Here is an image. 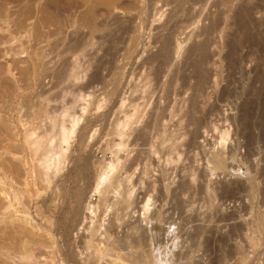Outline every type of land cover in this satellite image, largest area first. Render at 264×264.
Returning a JSON list of instances; mask_svg holds the SVG:
<instances>
[{"label":"rangeland","instance_id":"374dc122","mask_svg":"<svg viewBox=\"0 0 264 264\" xmlns=\"http://www.w3.org/2000/svg\"><path fill=\"white\" fill-rule=\"evenodd\" d=\"M260 1L261 0H251L247 3L250 5L256 3L258 6H252V9L255 10L253 11L249 5L251 12L245 9L247 11V13H245V10V12L238 11L240 10L238 8L241 7L242 0H0V45L6 44L5 46H0V105H3V107L0 106V115L2 119L8 121H3L0 117L2 120H0V134L7 135L5 140L10 139L7 141V145L11 143V147L13 146L12 142L18 140L11 148L13 149L11 152L16 156L21 155V158L27 159L28 161L20 168L21 173L24 171L25 177L27 178L23 177V179L21 177V179L24 180L21 183L22 185H13L10 187V189H18L20 191L22 196L20 193L19 194L22 200L25 201V206L20 204L21 207L19 206L17 211L15 210L11 213L12 219L11 217H7L5 221H0V235L3 237L5 233H9L10 237L6 240L10 245H14V249L12 246L13 251L19 252L23 243L27 244L29 247L33 246V248L34 246L41 247L47 240L52 244L51 242H53L52 240L54 238L49 237V234L52 233H55L54 237H56L59 245L74 247L75 249L83 239L81 233L86 234L85 230H83L85 226L99 223L98 221H102L104 218V225L106 223V226H109L107 222L110 221L111 223V221H113V219L115 220L118 216V219H116V226L118 229L113 232L111 239L117 237H124V239H127L131 234H134V232H132L134 230H130V227L133 225H136V227L138 225V228L142 227L140 229L141 231H153L156 234L155 248L157 249L159 247L160 250H163L161 251L162 254L157 256L160 258V260L158 259L157 261L160 262L159 264H264V225L260 227L261 224L258 223L260 221L259 217L264 214V1L261 3ZM130 15L134 17L133 29H136L130 32V34L134 36L137 34L135 36L137 37L136 51L133 48L134 46L131 45V40H129L131 39L130 36L127 33L124 34V32H121L118 28L123 22L121 21L122 17L123 20H125ZM113 18H120L119 23L114 21L115 19ZM237 18H239V20ZM92 22L95 23L93 24ZM107 22H109L111 26L108 25ZM101 23L104 25L103 27L106 26L105 24L109 27L103 28L101 27ZM98 24H100V30H97L98 32L95 33V36L91 35L90 29ZM108 31L113 32L115 35L113 36V34ZM116 32L118 33L117 35L120 36L124 34V36L122 35L119 37L116 35ZM120 32L121 34H119ZM79 33H81V35ZM108 34L111 35L110 37H113V40L114 37L117 36L118 38L115 37V39H117L118 42L117 40L113 41L110 39ZM108 37L109 40L107 39ZM122 37H124V40ZM5 38L9 39L5 40ZM78 38H82L83 41H85L83 43L84 48L76 55H73L70 46L73 45L72 43ZM166 38H171L170 41L174 43V46L177 43H182L183 51H181L180 55L175 56L173 61L176 63L184 59L185 53H188L186 51L188 50L187 48L193 43L203 41L204 39H206L205 41L208 43V57L203 66L207 64L204 67L206 68L204 70L208 71L205 72L207 73L205 77L208 76L206 78L208 82L206 81L207 83L205 84V93H207L206 95L207 97L209 96V99L207 98L208 101L205 100L206 104L200 103L202 104L201 108L204 112V125L200 128V137L195 139V147H187L188 149L184 146L180 147L179 151L181 154L179 153L178 156L175 153L173 160L175 162L172 161L168 166L164 161L165 157H159L160 159L155 157V163H152V165L149 164L148 166H145L146 164L144 163H146V160H144L142 165L134 172V179L123 180V185H120L117 192L112 191L108 194L109 200H114L115 202L121 199L122 195L126 196L128 200V194H130L129 205L126 206V208H123L122 205L121 207L116 205L112 207L113 209L110 207V209L104 213L102 209L100 211L102 214L98 213L99 208H97L96 213L98 214H96L95 218V215H93L87 207L89 203L95 205L97 203L98 205L101 194L98 192L96 193L94 187L96 186V181L102 165L107 163L114 155L111 151L104 150L106 148V140L114 136V134L112 135L110 132L112 131L110 125L111 128H113L112 123L113 121L115 123L114 118L116 119V116L119 117V114H121L119 112L117 113V111L122 96L127 95V93L130 94V89H139V86L143 83L141 79L144 75L147 76L149 80L152 78V82L155 74L154 69L156 70L158 64L152 62L151 64L147 63L145 65L143 60L149 55L154 54L155 51L157 52L160 48V44ZM102 39L104 40L102 41ZM2 40L7 42L1 44ZM8 42L10 45L12 43V49L17 48L18 51L22 49L19 51L20 53H18L20 54L19 56L18 54H13L15 52L14 49L13 52L11 48H7V46L10 47V45H7L9 44ZM106 42L107 44L114 42L112 43L113 46H115L116 52L114 59L110 56H105L104 48L108 46H105ZM5 47L8 51L9 49L11 51L8 53V56L5 53ZM125 50L129 52L131 57H122L123 53H126ZM80 52L82 54H80ZM38 58L39 63L43 62L42 65L44 67H42L44 70H41L42 72L37 74L34 68L39 64ZM190 59L195 62L196 55L195 58L194 56L189 58V61H191ZM189 61L187 62V67L183 64L182 67L186 71L184 69L182 71L186 73L183 74L182 72V74L185 76L189 75L190 77H187L189 78L188 81L189 83L192 82L190 85H193L197 79H195L196 76L190 75L195 73V68L193 65L194 63L191 61V63H193L191 64ZM75 63H77L78 66H76L77 64L75 65ZM188 64H191V68H194H192L194 72ZM9 65L12 70L10 69V74H8V72L5 74L4 69L6 70ZM72 69H75L77 77L75 79L73 77L74 80L72 76H70ZM69 70L71 72H69ZM56 71H58V74H61L62 77L57 75ZM96 72H98L99 75ZM95 74L103 77L102 80L104 81L100 80L99 82V80H96L92 82L93 84L89 83L92 75ZM55 76L56 78H52ZM57 76H60L62 80L60 79L61 81H59ZM137 77L139 78L137 79ZM177 83V85H179L181 81ZM136 84H138V87ZM151 86L155 88V81L151 83ZM112 88H116L114 93H111ZM157 88V92L151 95L152 98L149 100L151 101V107L150 105L147 106V113H150L149 111L152 109L153 111H156V109L158 110V99L156 98H160L161 95L163 96L164 88ZM109 89L111 90L109 91ZM16 91H20L25 97L23 96V101L20 102L18 106V99L16 100L17 103L15 105L17 107L14 105L15 107H12L14 109L13 111V109H9L8 102L6 103L7 106L5 103L3 104L1 102H3L7 95H11L10 92L14 93ZM4 94L7 95L5 96ZM155 95L159 96L156 97ZM83 96L85 97L83 98ZM218 96H220L221 99ZM38 97L39 101H43L44 98L46 100L50 99L47 100L50 101L48 102L49 105H47L48 108L52 110L56 106L58 109H55L58 110L57 113L59 116H61L62 110L67 107V113L69 115L72 113L75 116H81L79 129L76 135L70 139L71 143L65 154L63 163L64 168H62L60 172L61 176L57 175V179L55 178L59 184V180H61L60 185L62 187V190L57 196L55 195L57 192L54 193L55 187L47 192L48 194L45 196L41 186L35 185V183H37V181L35 182L36 175L35 171L32 170L34 169L33 165L30 164L32 156L30 157L31 152L26 147L24 140L25 133L35 130L32 128H35L36 124L39 127L36 129V134H40V136L43 135L42 133H44L46 129L45 135L52 134V131L54 133L56 129V127H54L55 129L52 130L53 127L50 119H45L44 123L43 120H41L40 124V119L34 120V116L30 114L32 109L31 106L28 107L29 101L35 103ZM75 97H77L78 100L77 98L75 99ZM26 98L29 101H27ZM63 101H65L63 104L66 103L67 105L64 106L65 108L62 107ZM152 102H155L154 106ZM4 106L6 107L4 108ZM84 106H87L85 110L82 108ZM1 107L4 108V111L8 108L6 112L10 111V115L8 112L7 114L10 116L11 120L3 117L9 116L6 112L1 110ZM153 107L157 108L154 109ZM153 111H151V113ZM157 112L158 111L155 113ZM147 113L145 114L149 116ZM68 114H66V116L62 115V117H64L62 122L66 119L65 124H70V120L74 117V115L71 114L70 118ZM60 121L59 123L61 124L62 122ZM10 125H12V127ZM15 127H18L16 131H14ZM10 129L11 132L7 133ZM95 129L96 133H94ZM250 129L254 135L257 136H254L255 142L254 140L253 142L248 140L247 133H249L248 130ZM219 130H227L229 133L224 143L220 141ZM107 131H109L111 136ZM14 132H17V134ZM84 132L89 134L87 145L82 147L80 141H78L80 140L78 135L80 133L85 134ZM91 132L94 133L93 137H91ZM1 135L0 139L4 137ZM8 136L10 138L7 139ZM13 137H15V139ZM114 137L117 142L120 140L119 136ZM186 137L188 139L189 136L186 135ZM131 138L132 136H130V139ZM127 143V149L124 148V152L122 151L120 153L123 159L126 156V150L132 149L133 151L131 150L129 157H133L138 149L142 150V148H148L149 146H143L139 141V145L137 144L135 146L134 142L133 144H130L129 141ZM15 145L20 146L22 150ZM10 146L8 147L9 150ZM23 146L25 149H23ZM65 146L66 145H64V147ZM252 148H254V150ZM216 152L221 154V157H224V159H227L225 160L226 167L210 170L209 166L212 164L207 163V158ZM172 156H174V154ZM165 166L168 169V174L166 178L164 180L162 178V180L163 184L168 186L167 188L169 190L167 189L168 193L161 196L159 195L161 189V184L159 185L161 179L159 180V178L162 174L161 169ZM79 172L83 176L78 174ZM158 174L160 176H158ZM29 176H31L32 179H30L31 177ZM125 176L126 174H123L122 178ZM186 181L190 182L189 187L191 186V188L186 189V191L183 190V192L175 193V190H179L180 186ZM25 183L28 184L26 185ZM254 185L256 186L254 187ZM208 192H210V194ZM149 195H152L150 197L152 200L150 199L151 202H149V211L144 210L145 214H143L144 208H142V205ZM48 196H51L50 200H45V198H43ZM1 198L0 196V203H3L4 199L2 198V200ZM52 198H55L54 201ZM25 207H28V210ZM46 214L50 219L48 227H51V230H46L44 228ZM15 215H17V219ZM23 215L25 218L27 217L26 221H23V219H25ZM29 217L32 219V222L36 221L39 228L36 227L33 229L29 222L27 224V219ZM31 219H29V221ZM15 220L17 223H15ZM91 220H93V223ZM8 221L10 223H8ZM72 226L76 228H71ZM9 229L11 230L9 231ZM46 233L49 234L47 235ZM1 236L0 239H2ZM133 237L134 235L131 238ZM145 244L142 246L143 250L142 247L140 249L144 255L150 250V246L147 244L146 246ZM77 248L79 249V247ZM71 260L73 261V259ZM1 261H3V263ZM121 262H117L116 264L125 263ZM0 264H5L4 260L1 258Z\"/></svg>","mask_w":264,"mask_h":264},{"label":"bare ground","instance_id":"6f19581e","mask_svg":"<svg viewBox=\"0 0 264 264\" xmlns=\"http://www.w3.org/2000/svg\"><path fill=\"white\" fill-rule=\"evenodd\" d=\"M251 1V0H250ZM249 0H242V4H241V7L238 8L240 10L238 11H244L245 9L249 12H251V9H252V6H258L256 3H253L252 5L250 4H247L250 2ZM264 0H261V2H263ZM218 5V4H217ZM249 5L251 6V9L249 7ZM248 8V9H247ZM258 8V7H257ZM256 8V9H257ZM116 9V8H115ZM255 9V8H254ZM121 10V9H120ZM142 10V9H141ZM245 10V11H246ZM253 10V9H252ZM91 11V10H90ZM244 11V12H245ZM247 11L245 13H247ZM255 11V10H253ZM257 11V10H256ZM177 12V10H176ZM175 13V12H174ZM178 13V12H177ZM264 13V12H263ZM240 14V13H239ZM251 14V13H250ZM118 15V14H117ZM135 15V14H134ZM249 15V14H248ZM103 16V15H102ZM111 16V15H110ZM116 16V15H115ZM128 16V15H127ZM175 16V15H174ZM241 16V15H240ZM246 16V15H245ZM244 17V16H243ZM247 17V16H246ZM100 18V16H99ZM115 19L114 21L118 22L119 23V20L120 18H113ZM133 19L134 17H132L131 15L129 17H127L125 20H123V17H122V24L120 26H118V28L121 30V32H124L127 33L131 39L130 42L132 43L131 45H133L135 51L137 49V37H135L134 35H131L130 32H133V30H136L135 28L133 29ZM173 19V18H172ZM239 20V18H237ZM214 20V19H213ZM113 22V20H112ZM93 23V22H92ZM95 23V22H94ZM93 23V24H94ZM98 23V22H97ZM96 23V24H97ZM108 25H110L109 22H107ZM117 23V24H118ZM91 24V23H90ZM104 24V22H103ZM101 23V27H103V25ZM115 24V23H113ZM11 25V24H10ZM59 25V24H58ZM99 25H95L92 29H90L91 31V35H94L95 36V33H97L98 31L97 30H100L99 28ZM106 26L103 27V28H108L109 26H107V24H105ZM135 25V24H134ZM111 26V25H110ZM113 26V25H112ZM115 26V25H114ZM176 26V25H175ZM49 27V26H48ZM11 28V27H10ZM116 28V29H118ZM217 28V27H216ZM8 29V28H7ZM110 29V28H109ZM118 29V31H120ZM12 31V30H11ZM47 31V30H46ZM85 31V30H84ZM88 31V29H87ZM114 31V29H113ZM117 31V30H115ZM117 31V32H118ZM216 31V30H215ZM43 32V31H42ZM76 32V31H75ZM103 32H104V29H103ZM109 32V31H108ZM116 32V35L118 34ZM121 32L119 34H121ZM167 32V31H166ZM111 34H113V32H109ZM206 33V32H205ZM81 35V33H79ZM124 34H122L124 36ZM207 34V33H206ZM39 35V34H38ZM107 35V33H106ZM115 34H113L114 36ZM120 35V36H122ZM16 36V35H15ZM93 36V38H94ZM108 36L110 37L111 35L108 34ZM119 36V35H117ZM115 36V37H117ZM119 36V37H120ZM126 36V35H125ZM4 37V36H3ZM43 37V36H42ZM45 37V36H44ZM78 37V36H77ZM88 37V36H87ZM106 37V36H105ZM109 37L107 38L109 40ZM114 37V40L112 39L113 37H110V39H112L113 41L117 40L115 39ZM198 37V36H197ZM204 37V36H203ZM73 38V37H72ZM99 38V37H98ZM118 38V37H117ZM124 37H122L123 39ZM129 38V37H128ZM8 40L9 38H5V40ZM12 39V38H10ZM60 39V38H58ZM92 39V38H91ZM106 39V40H107ZM121 39V38H120ZM127 39V38H126ZM171 39V38H170ZM169 38H166L162 41V43L160 44V48L157 50V52L155 51L154 54L152 55H149L145 60H143V63H145V65L147 63L151 64L152 62H156L157 64V68L156 70L154 69L155 71V74H154V77H153V80L152 82L155 81V88L151 86V79L149 80V78L147 76H145L144 74V77L141 79V81H143V83L141 84V86H139L140 88H133V89H130V94L127 93V95L125 96H122L121 100H120V104H119V107H118V111L117 113H121L119 114V117L116 116V119L114 118L115 120V123L113 121V128H111V125H110V129L112 131L111 134L114 136H119L120 137V140L117 142L115 140V137L111 136V134L109 133V131H107L110 136L108 140H106V148L104 150H109L111 151L114 155L113 157L107 162L105 163L104 165H102L101 167V171L98 175V179L96 181V186L94 187V190L96 191V193L98 192L99 194H101V197H100V200L98 201V205L96 203L95 204H88V209L91 211V213L93 215H95V218H96V214L100 213V211L102 210V212H106L108 211V209H110V207L112 208L113 206H116V205H119L121 207V205L123 206V208H126V206L129 205L130 201H129V197H130V194H128V200L126 198V196L122 195L121 199L117 200L116 202L113 200V201H110L109 200V193L110 192H117L118 188L120 187V185H123L122 184V181L123 180H131L134 176V172L136 171V169L142 165V162L144 160H146L144 164H146L145 166H148L149 164L152 165V163H155V157H165V162H166V165L168 166L169 164H171V162L174 160V157H175V153L179 156V149L180 147H195V139H197V137H200L199 135L201 134L200 133V128L202 127L203 124V120H204V112L201 108V105L203 103H205V100L208 101L209 99V96L207 97V93H205V89H206V86L205 84L208 82L206 80V78L208 76L205 77V74L207 75V73L205 72H208L204 69L205 66H203V64L205 63L207 57H208V43L207 41H205L206 39H204L203 41H200V42H195L193 43L192 45H190L189 48H187L188 50H186L188 53H185V56L183 57L184 59V62L183 60H181L180 62L176 63V62H173L174 59H175V56H178L181 54V51H183L182 49V43H177L175 46H174V43L170 41ZM3 41L2 40V43L1 44H5L7 41ZM18 40V39H17ZM35 40V39H34ZM75 40V39H74ZM93 40V39H92ZM104 39H102L103 41ZM111 40V41H112ZM124 40V39H123ZM12 41V40H11ZM47 41V39H46ZM94 41V40H93ZM175 41V40H174ZM211 41V40H210ZM10 42V41H9ZM8 42V43H9ZM26 42V41H25ZM52 42V41H51ZM85 41H83L82 38H78L77 40L74 41V43H72L73 45H71L70 49L72 50V53L73 55H76L77 53H79V51L81 50L82 51V48H84V43ZM98 42V41H97ZM96 42V43H97ZM100 42V40H99ZM110 42V41H108ZM118 42V40H117ZM178 42V41H176ZM48 43V42H46ZM54 43V42H53ZM88 43V42H87ZM85 43V44H87ZM105 43V42H104ZM114 42H111V43H108L106 42V45L107 47L104 48V53H105V56H110L114 59L115 57V46H113ZM149 43V42H148ZM157 43V42H156ZM173 43V44H172ZM185 43V42H184ZM191 43V42H190ZM19 44V43H18ZM17 44V45H18ZM21 44V43H20ZM31 44V42H30ZM93 44V43H92ZM99 44V43H98ZM103 44V43H102ZM117 44V43H115ZM121 44V43H120ZM124 44V43H122ZM126 44V43H125ZM6 45V44H5ZM5 45H2V46H5ZM7 45H10L7 44ZM16 45V47H17ZM127 45V44H126ZM130 45V44H129ZM1 46V45H0ZM1 46V47H2ZM12 43L10 45V47L7 46V48H11ZM86 46V45H85ZM47 47V46H46ZM100 47H101V44H100ZM104 47V46H103ZM123 47V46H122ZM6 48V47H5ZM5 50V53L7 54L8 56V53L11 52L10 49L9 51ZM21 48V46H20ZM30 48V47H29ZM34 48V47H33ZM32 48V49H33ZM86 48V47H85ZM118 48V47H117ZM132 48V47H131ZM3 49V48H2ZM12 49V48H11ZM14 49V48H13ZM12 49V51H13ZM17 49V48H16ZM16 49H14V53L13 54H18L20 53L19 51L22 50L20 49L18 51H16ZM31 49V50H32ZM96 49V48H95ZM128 49V48H127ZM126 49V50H127ZM4 50V49H3ZM39 50V49H38ZM50 50V49H49ZM61 50V49H60ZM71 50H68V51H71ZM85 50V49H84ZM83 50V51H84ZM97 50V49H96ZM121 50V49H120ZM123 50V49H122ZM126 53H123L122 57L123 58H127V56H130L129 52L126 51ZM129 50V49H128ZM46 51V50H45ZM66 51V50H64ZM95 51V50H94ZM99 51V50H98ZM119 51V50H117ZM132 51V49H131ZM210 51V50H209ZM87 52V51H86ZM150 52V51H149ZM28 53V52H27ZM26 53V54H27ZM45 53V52H44ZM62 53V52H61ZM69 53V52H68ZM67 53V54H68ZM71 53V52H70ZM71 53V54H72ZM30 54V53H29ZM46 54V53H45ZM58 54V53H57ZM65 54V53H64ZM80 54H82L80 52ZM91 54V53H90ZM89 54V55H90ZM96 54V53H95ZM128 54V55H127ZM184 54V53H182ZM188 54V55H186ZM11 55V54H10ZM20 54H18L19 56ZM195 55H196V61L193 62V60H191L193 63H191V61H189V58L193 57L195 58ZM211 55V54H210ZM12 56V55H11ZM10 56V57H11ZM15 56V55H13ZM35 56V55H34ZM80 56V55H79ZM92 56V55H91ZM9 57V58H10ZM59 57V56H58ZM67 57V56H66ZM69 57V56H68ZM73 57V56H72ZM131 57V56H130ZM181 57V58H182ZM82 58V57H81ZM86 58V57H85ZM179 58V57H178ZM11 59V58H10ZM14 59V58H13ZM63 59V58H62ZM78 59V58H77ZM109 59V58H108ZM111 59V58H110ZM177 59V58H176ZM7 60V59H6ZM17 60V59H16ZM54 60V59H53ZM100 60V59H99ZM112 60V59H111ZM110 60V61H111ZM122 60V59H121ZM23 61V60H22ZM35 61V60H34ZM64 61V60H63ZM70 61V60H69ZM190 62L191 64L194 65V68H195V73L193 74H190L192 76H196L195 79L196 82L193 83V85H190V82L189 83V78H187L189 75L185 76L183 74H185L186 72H183L182 70L184 69L182 66L184 64V66L187 67V62ZM19 62V61H18ZM76 62V60H75ZM38 63H39V58H38ZM43 62L39 63L38 65H36V67L34 68L35 69V72L40 73L44 70V66L42 65ZM104 63V62H103ZM213 63V62H212ZM15 64V63H14ZM36 64V63H35ZM67 64V63H66ZM65 64V65H66ZM77 63H75L76 65ZM102 64V63H101ZM100 64V65H101ZM155 64V63H154ZM191 64H188L189 67L191 68ZM13 65V64H12ZM30 65V64H29ZM62 65V64H61ZM19 66V65H18ZM23 66V65H22ZM35 66V65H34ZM43 66V67H42ZM78 66V64L76 65ZM99 66V65H98ZM141 66V65H140ZM5 67V66H4ZM115 67V66H114ZM188 67V68H189ZM55 68V67H54ZM72 68V67H71ZM76 68V67H75ZM193 68V67H192ZM191 68V69H192ZM193 68V69H194ZM10 65L9 67H7V69L5 70L4 69V73L7 74H10ZM97 69V68H96ZM139 69V68H138ZM145 69V68H144ZM143 69V71H144ZM187 69V68H186ZM192 69V71H193ZM217 69V68H216ZM12 70V69H11ZM31 70V68H30ZM42 70V71H41ZM51 70V69H50ZM57 70V69H56ZM132 70V69H131ZM185 70V69H184ZM212 70V69H211ZM21 71V70H20ZM98 71V70H97ZM186 71V70H185ZM193 71V72H194ZM22 72V71H21ZM49 72V71H48ZM53 72V71H51ZM57 75H60L62 77L61 74H58V71H56ZM67 72V71H66ZM69 72H71L69 70ZM141 72V71H140ZM147 72V71H146ZM183 72V74H182ZM2 73V72H1ZM20 73V72H19ZM29 73V72H28ZM94 73V72H93ZM92 73V74H93ZM98 75L99 73L96 72ZM169 73V74H168ZM220 73V72H219ZM32 74V72H31ZM34 74V73H33ZM49 74V73H48ZM64 74V73H63ZM72 76V79L74 77H76V73H75V69H72V73H70ZM147 74V73H146ZM188 74V73H187ZM36 75V73H35ZM66 75V74H65ZM98 75H92V78H91V81L89 83H92L96 80H102L103 77H100ZM126 75V74H125ZM60 76H57L59 78V81L62 80V78H60ZM11 77V76H10ZM17 77V76H16ZM64 77V75H63ZM132 77V76H131ZM190 77V76H189ZM9 78V77H8ZM52 78H56L55 77H52ZM66 78V77H65ZM69 78V77H68ZM123 78V77H122ZM139 77H137L138 79ZM141 78V77H140ZM258 78V77H257ZM61 79V80H60ZM73 79V80H74ZM17 80V79H16ZM66 80V79H65ZM90 80V79H88ZM104 81V80H102ZM111 81V80H110ZM137 81V80H136ZM181 83L179 85H177L178 83L177 82H180ZM195 81V80H193ZM207 81V82H206ZM55 82V81H54ZM113 82V81H112ZM117 82V81H116ZM130 82V81H129ZM133 82V81H132ZM61 83V82H60ZM88 84V83H87ZM93 84V83H92ZM91 84V85H92ZM135 84V83H134ZM263 84V83H262ZM57 85V83H56ZM74 85V84H73ZM90 85V84H89ZM98 85V84H97ZM137 87H138V84H136ZM140 85V84H139ZM15 86V84H14ZM87 86V85H86ZM136 87V86H134ZM152 87V88H151ZM157 87H160V89L164 88L163 91H164V94L163 96L161 95V97L159 98H156L158 99L157 100V104H158V110L156 108V111H158L157 113H155L156 111H153V109L151 111H153L151 113V111H149L150 113H147L146 109H147V106L150 105L151 101L150 98L152 93H155L157 92L156 89H158ZM162 87V88H161ZM111 88V87H110ZM117 88V86H116ZM116 88H112L109 89V91L111 90V93H114L115 92V89ZM215 88V87H214ZM121 89V88H120ZM22 90V89H21ZM20 90V91H21ZM40 90V89H39ZM20 91H16L14 93H11L10 92V96L9 95H5L6 97L4 98L3 102L1 103H5V105L7 106V102L9 103L8 106H9V109H13L12 107H15L16 105V100L18 99V103H17V106L20 105V102H22L23 100V94L20 93ZM162 91V90H161ZM22 92V91H21ZM45 92V91H44ZM189 92V93H188ZM213 92V91H212ZM3 93V92H2ZM67 93V92H66ZM85 93V92H84ZM161 93V92H160ZM223 93V92H222ZM45 94V93H44ZM162 94V93H161ZM29 95V94H28ZM91 95V94H90ZM32 96V95H31ZM51 96V95H50ZM222 96V95H220ZM218 96L220 99L221 97ZM225 96V94H224ZM231 96V95H229ZM25 97V96H24ZM46 97V96H45ZM85 96H83L84 98ZM89 97V96H88ZM110 97V96H109ZM32 98V97H30ZM29 98V99H30ZM42 98V97H41ZM77 97H75L76 99ZM81 98V97H80ZM208 98V99H207ZM212 98V97H211ZM27 99V98H26ZM38 102L35 101V103H31V101H29L27 99V101H29V106H31V113L32 116H34L33 118H35L34 120L36 119H40V124H41V120H43V123L45 122L44 120L45 119H50L49 121L51 122L52 124V130L55 129L54 127H56V129L54 130V133L52 131V134L50 135H45V132L42 133L43 135L40 136V134H36V129L39 128L36 124L35 128H32V129H35V130H32V132H29L28 133H25V144H26V147L29 149V151L31 152L30 154V157L32 156L31 158V165H33V168L32 170L35 171V175H36V180L35 182L37 181V183H35V185H40L41 188H42V191H43V194H45V196H47V192L51 191L53 187H55V192H57L55 195L57 196L58 193L62 190V187H61V180L60 181V184L57 182V177L61 174V170L62 168H64L63 166V163H64V158H65V154L70 146V143H71V140L75 135H76V132L78 131L79 129V125H80V117L81 116H75L74 114L70 113V115L67 113V108H65L64 106L66 105L63 104L65 101L62 102V107H64L66 111L62 110V114H60L61 116H59V114L57 113L58 110H56L55 108H57L55 106L54 109L50 110L48 108L47 105H49L48 102L50 101H47V100H50V99H45L46 101H39V97L37 98ZM43 99V98H42ZM74 99V98H73ZM74 99V101H75ZM6 100V102H5ZM78 100V98H77ZM84 100V99H82ZM86 100V99H85ZM70 101V100H69ZM87 101V100H86ZM26 102V101H25ZM33 102V101H32ZM58 102V101H57ZM77 102V101H76ZM85 102V101H84ZM97 102V101H96ZM156 102V101H155ZM155 102H152L154 103L153 106L155 105ZM202 102V104H200ZM86 103H89V102H86ZM99 103V102H98ZM101 103V102H100ZM24 104V103H23ZM84 104V103H83ZM94 104V103H93ZM105 104V103H104ZM206 104V103H205ZM15 105V106H14ZM25 105V104H24ZM52 105V104H51ZM55 105V104H54ZM76 105V103H75ZM3 107V105H0ZM4 106V108L6 107ZM16 106V107H17ZM67 106V105H66ZM71 106V105H70ZM69 106V107H70ZM74 106V105H73ZM208 106V105H207ZM1 107V108H2ZM61 107V108H62ZM85 107L87 106H84L82 107L83 110H85ZM151 107V105H150ZM4 108H2L1 110L3 112H6V109L4 111ZM20 108V106H19ZM18 108V109H19ZM16 109V108H15ZM58 109V108H57ZM100 109V107H99ZM17 110V109H16ZM104 110V109H103ZM210 110V109H209ZM14 111V109H13ZM30 111V110H29ZM63 111H64V114H63ZM146 111V112H145ZM2 112V113H3ZM10 115V111H7ZM6 112V114H7ZM73 112V111H72ZM209 112V111H208ZM1 113V114H2ZM12 113V112H11ZM18 113V112H17ZM61 113V111H60ZM68 114V116H70L71 118V114L74 115V117H72V119L70 120L71 121V125L68 123L65 124V120L64 119V122H62L63 118L62 115L66 116V114ZM145 113H147L149 116H147ZM206 113V112H205ZM3 115V114H2ZM5 115V114H4ZM8 115V114H7ZM8 115V116H9ZM86 115V114H85ZM113 115V114H112ZM111 115V116H112ZM207 115V114H205ZM13 116V114H12ZM11 116V117H12ZM20 116V115H18ZM59 116V117H58ZM147 116V117H146ZM1 117V115H0ZM3 117H7V116H3ZM14 117V116H13ZM31 117V116H30ZM58 117V119H57ZM62 117V118H60ZM2 119V117H1ZM0 119V120H1ZM61 119V121H60ZM103 119V118H102ZM3 121H7V120H4L2 119ZM1 120V121H2ZM33 120V119H32ZM237 120V119H236ZM260 120V119H259ZM0 121V122H1ZM29 121V120H27ZM26 121V122H27ZM62 122L61 124L59 123ZM256 121V120H255ZM8 122V121H7ZM13 122V120H12ZM11 122V123H12ZM69 122V121H68ZM91 122V121H90ZM110 122V121H109ZM205 122V121H204ZM31 123V122H30ZM29 123V124H30ZM35 123V122H34ZM89 123V122H88ZM87 123V124H88ZM4 124V123H3ZM13 124V123H12ZM15 124V123H14ZM86 124V122H85ZM2 125V124H1ZM9 125V123H8ZM39 125V124H38ZM70 125V126H69ZM89 125V124H88ZM7 126V125H6ZM12 127V125H10ZM40 126V125H39ZM45 126V125H44ZM50 126V124H49ZM86 126V125H84ZM254 126V125H253ZM252 126V127H253ZM27 127V126H26ZM190 127V129H189ZM208 127V126H207ZM246 127V126H245ZM9 128V126H8ZM7 128V129H8ZM18 128V127H17ZM15 127V130L17 129ZM41 128V127H40ZM83 128V127H82ZM88 128V126H87ZM251 128V127H250ZM6 129V128H5ZM28 129V128H27ZM49 129V128H48ZM85 129V128H84ZM83 129V131H84ZM90 129V128H89ZM236 129V128H235ZM234 129V130H235ZM81 130V128H80ZM87 130V129H86ZM13 131V129H12ZM82 131V133H83ZM96 129L94 130V133ZM220 131V130H219ZM8 132H11V129L10 131L8 130ZM22 132V131H20ZM43 132V130H42ZM88 132V131H87ZM90 132V131H89ZM236 132V131H235ZM249 133L248 134V140H250V142L254 140V133L250 130H248ZM17 134V132H14ZM80 133L78 136H79V139L78 141H80V145L82 147L86 146L87 144V139H88V134L89 133H85V134H82ZM92 133V132H91ZM94 133L91 134V137L94 136ZM107 133V134H108ZM253 133V134H252ZM257 133V132H256ZM6 134V133H4ZM10 134V133H9ZM228 131H220V135L219 138L221 142H226V139L228 137ZM1 135V134H0ZM3 135V134H2ZM1 135V136H2ZM13 135V134H11ZM10 135V136H11ZM15 135V134H14ZM24 135V134H23ZM186 135H188V139L186 137ZM233 135V134H232ZM4 139H0V196L4 199L3 200V203H0V221H5L7 217H11V213H13L15 210L17 211L18 207L20 206V204H23V206H25V201L22 200V194L20 193V191L18 189H10L11 186L13 185H20L24 180L21 179V177H25L26 175L24 174V171L21 173L20 171V168H22V166H24L26 164L27 159L25 160L24 158H21L19 155H13L11 149L13 146H14V143L18 142L17 141H13L15 139V137H13L14 139L12 140V147L9 145H7V141H9L10 138L9 136L7 137L8 140H5V135H3ZM18 136V135H17ZM130 136H132V138L130 139ZM231 136V135H230ZM20 137V136H19ZM186 137V139H185ZM205 137V136H204ZM257 137V136H255ZM23 138V137H22ZM182 139V140H181ZM75 140V139H74ZM6 141V142H5ZM20 141V140H19ZM130 144H133L134 142V146L138 144V141L140 142L141 145H149L148 148H142V150H139L137 152H135V155L133 157H129V153L131 152V150H126L125 153H126V156L125 158H121V155L120 153L123 151L124 152V148L127 149V145H128V142ZM205 142V141H204ZM220 142V143H221ZM249 142V141H248ZM255 142V140H254ZM22 143V142H21ZM211 144V143H210ZM253 144V143H252ZM17 145H21V144H17ZM15 145V146H17ZM64 145H66L64 147ZM139 145V144H138ZM254 145V144H253ZM10 146V150H9V147ZM25 146V145H24ZM23 146V149H25ZM130 146V145H129ZM19 148H21L20 146H17ZM79 147V146H78ZM81 147V148H82ZM80 148V147H79ZM199 148V147H198ZM135 149V147H134ZM183 149V148H182ZM188 149V148H187ZM254 150V148H252ZM251 149V150H252ZM18 150V149H16ZM22 150V148H21ZM85 150V149H84ZM83 150V151H84ZM92 150V149H91ZM137 150V149H136ZM194 150V149H193ZM250 150V151H251ZM133 151V150H132ZM20 152V151H19ZM103 152V150H102ZM198 152V151H197ZM18 153V152H17ZM190 153V152H189ZM248 153H251V152H248ZM16 154V153H15ZM174 154V156H172ZM181 154V153H180ZM253 154V153H251ZM250 154V155H251ZM255 154V153H254ZM231 155V154H230ZM223 156V154H222ZM232 156H233V153H232ZM257 156V155H256ZM6 159H5V158ZM85 157V156H84ZM209 157V156H208ZM83 158V157H82ZM157 158V159H158ZM159 158V159H160ZM178 158V157H177ZM180 158V157H179ZM230 158V157H229ZM67 159V158H66ZM207 163L208 164H212L209 166V169L212 170V169H217V168H225V160L227 159H224V157H221V154L219 153H215L213 154L212 156L210 155L209 158H207ZM88 160V159H86ZM162 160V159H161ZM179 161V160H178ZM30 162V161H29ZM87 162V161H86ZM175 162V161H173ZM28 164V163H27ZM143 164V165H144ZM186 164V163H185ZM150 165V166H151ZM235 165V164H234ZM247 165V164H246ZM80 166V165H79ZM160 166V165H159ZM28 167V165H27ZM26 167V168H27ZM92 167V166H91ZM142 168V167H141ZM147 168V167H145ZM149 168V167H148ZM184 168V167H183ZM24 169V168H23ZM143 169V168H142ZM170 169V168H169ZM77 170V169H76ZM224 170V169H223ZM222 170V171H223ZM67 171V170H66ZM168 169L167 167H162L161 169V177L159 178V180L161 179V181H159V185L161 186V189H160V194L159 195H164L166 193H168V186H165L163 184V180L166 178L167 174H168ZM195 171V169H194ZM227 171V170H226ZM235 171V170H234ZM262 171V170H261ZM33 172V171H32ZM31 172V173H32ZM78 172V171H77ZM83 172V171H82ZM160 172V173H161ZM184 172V171H183ZM188 172V171H187ZM186 172V173H187ZM193 172V171H192ZM237 172V171H236ZM235 172V173H236ZM140 173V172H139ZM142 173V171H141ZM144 173V171H143ZM147 173V172H145ZM189 173V172H188ZM205 173V172H204ZM213 173V172H212ZM222 173V172H221ZM69 174V173H68ZM80 175H82L80 172L78 173ZM123 174H126V176L124 178H122V175ZM170 174V173H169ZM196 174V173H195ZM259 174V173H258ZM28 175V173H27ZM33 175H34V172H33ZM32 175V176H33ZM58 175V176H57ZM142 175V174H141ZM148 175V174H147ZM194 175V174H192ZM208 175V174H207ZM76 176H77V173H76ZM83 176V175H82ZM158 176H160L158 174ZM190 176V174H189ZM31 177V176H29ZM28 177V178H29ZM143 177V176H142ZM27 178V177H25ZM56 178V179H55ZM84 178V177H83ZM163 178V180H162ZM24 179V178H23ZM32 179V177L30 178ZM134 179V178H133ZM139 179V178H138ZM194 179V178H193ZM26 180V179H25ZM72 180V179H71ZM128 180V181H129ZM190 180V179H189ZM253 180V179H252ZM127 181V182H128ZM155 181V180H154ZM157 181V180H156ZM210 181V180H209ZM227 181V180H226ZM251 181V180H250ZM84 182V181H83ZM89 182V181H88ZM126 182V181H125ZM130 182V181H129ZM196 182V181H195ZM206 182V181H205ZM40 183V184H39ZM154 183V182H153ZM178 183V182H177ZM189 183L190 182H184L179 190H175V193L176 192H183L186 191V189H190L191 186L189 187ZM26 185L28 183H25ZM234 184V183H233ZM22 185V184H21ZM63 185V184H62ZM83 185V184H82ZM231 185V184H230ZM239 185V184H238ZM256 185H254L255 187ZM37 187V186H36ZM82 187V186H81ZM235 187V185H234ZM38 188V187H37ZM141 188V187H140ZM251 188V187H250ZM39 189V188H38ZM68 189V187H67ZM66 189V191H67ZM80 189V188H79ZM168 189V190H167ZM236 189V188H235ZM130 190V189H129ZM154 190V189H153ZM210 190V189H209ZM208 190V191H209ZM65 191V190H64ZM128 191V190H127ZM189 191V190H188ZM256 191V190H255ZM41 192V191H40ZM231 192V191H230ZM261 192V191H260ZM21 196H20V194ZM132 193V192H131ZM173 193V192H172ZM174 193V194H175ZM201 193V192H200ZM210 194V192H208ZM218 193V192H217ZM229 193V192H228ZM120 194V192H119ZM198 194V193H197ZM213 194V193H212ZM220 194V192H219ZM254 194V193H252ZM258 194V193H257ZM64 195V194H63ZM70 195V194H69ZM68 195V197H69ZM82 195V194H81ZM80 195V196H81ZM121 195V194H120ZM127 195V194H126ZM178 195V193H177ZM206 195V194H205ZM78 196V195H77ZM152 196V195H151ZM147 199H145V203L142 205V208L143 209V212L144 210H148L149 211V202L150 201V197ZM176 196V195H175ZM51 196H48V197H43L45 198V200H50ZM53 197V196H52ZM55 197V196H54ZM63 197V196H62ZM120 197V196H119ZM167 197V196H166ZM234 197V196H233ZM236 197V196H235ZM56 198V197H55ZM54 198V199H55ZM78 198V197H77ZM213 198V197H211ZM210 198V199H211ZM53 199V198H52ZM53 199V201H54ZM60 199V198H59ZM102 199V200H101ZM226 199V198H225ZM57 200V199H56ZM152 200V199H151ZM52 201V202H53ZM64 201V200H63ZM101 201V203H100ZM185 201V200H184ZM194 201V200H193ZM204 201V200H203ZM30 202V201H29ZM46 202V201H45ZM93 202V201H92ZM132 202V201H131ZM27 203V202H26ZM63 203V202H62ZM78 203V202H77ZM117 203V204H116ZM194 203V202H193ZM240 203V202H239ZM28 205V204H27ZM214 205V204H213ZM21 207V206H20ZM263 207V206H262ZM27 208L28 210V207H25ZM34 208V207H33ZM97 208H99V212H97ZM45 209V208H44ZM113 209V208H112ZM62 210V209H61ZM121 210V209H120ZM20 211V210H19ZM24 211V210H23ZM110 211V210H109ZM27 212V211H26ZM25 212V213H26ZM123 212V211H122ZM237 212V211H236ZM41 213V212H40ZM258 213V212H257ZM16 214V213H15ZM39 214V213H38ZM37 214V215H38ZM102 214V213H100ZM145 214V212L143 213ZM154 214V213H153ZM215 214V213H214ZM213 214V215H214ZM14 215V214H13ZM27 215V214H25ZM78 215V214H77ZM80 215V214H79ZM17 215H15L16 217ZM81 216V215H80ZM79 216V217H80ZM146 216V215H145ZM261 216V215H260ZM19 217V216H18ZM23 217L25 218V216L23 215ZM94 217V216H93ZM113 217V216H112ZM121 217V216H120ZM119 217V219H120ZM231 217V216H230ZM27 218V217H26ZM26 218L23 219V221H26ZM46 222L44 223L45 224V229L46 230H51L50 228L51 227H48V223H50V219L49 217L47 216L46 214ZM101 218V217H100ZM104 218V217H103ZM142 218V217H141ZM260 218V221L258 223H260V227L264 225V214H262ZM12 219V217H11ZM15 219V218H14ZM13 219V221H14ZM17 219V217H16ZM19 219V218H18ZM29 219H31L30 217L27 219V224L29 222L30 226L32 225L33 229L38 227V225L36 224V221H33L32 222V219L29 221ZM44 219V218H43ZM98 219V218H97ZM105 219V218H104ZM104 219L101 220L102 221H98L99 223H93V220L92 221V225H83L85 226L83 230H85L86 234H83L81 233V236L83 237V239L79 242V244L76 246L79 247V249L75 248L74 247H65V246H62V245H59L58 244V241L56 239V237H54L55 233H52V234H49V233H46L47 235L49 234V237L51 238H54L51 242L52 244H50V242L47 240L45 243L42 244L41 247H38V246H28L27 244L23 243L22 245V248H20V251L19 252H16L15 250L13 251L14 249V245H10L6 239H9V233H5L4 236L2 237V239H0V258L2 260H4V263L5 264H116L117 262H125L126 264H159L160 262H157L158 259L160 260V258H158L157 256L161 253V251L163 250H160V248L158 247L157 249L155 248V242H156V239H155V233L151 230H140L141 228L139 227L138 228V225L136 227V225H133L131 226L130 230H134L132 232H134V237L131 238L132 236L130 235V237H127V239H124V237H117V238H114V239H111L112 238V234L113 232L117 231V224H116V219H118V216L117 218L113 221H110L107 222V225L109 224V226H106V223L104 225ZM9 220V219H8ZM20 220V219H19ZM34 220V219H33ZM77 220V219H76ZM96 220V219H95ZM125 220V219H124ZM120 221V220H118ZM117 221V222H118ZM141 221V220H140ZM19 222V221H18ZM106 222V221H105ZM8 223H10L8 221ZM12 223V221H11ZM15 223L16 220H15ZM47 223V225H46ZM86 223V222H85ZM91 223V222H90ZM140 223V222H139ZM3 224V223H2ZM20 224V223H19ZM43 224V223H41ZM43 224V225H44ZM66 224V223H65ZM120 224V222H119ZM235 224V223H234ZM82 225V224H81ZM258 225V224H257ZM4 226V225H3ZM74 226V225H73ZM71 227V228H76V227ZM78 226V225H77ZM82 226V227H83ZM146 226V225H145ZM231 226V225H230ZM8 227V226H7ZM215 227V226H214ZM39 228V227H38ZM140 232H139V230ZM151 229V227H150ZM198 229V228H197ZM11 229H9L10 231ZM71 230H74V229H71ZM222 230V229H221ZM13 231V230H12ZM34 231V230H33ZM39 231V230H38ZM78 231V230H77ZM128 231V230H127ZM37 232V230H36ZM41 232V231H39ZM75 232V231H74ZM79 232V231H78ZM119 232V231H118ZM117 232V233H118ZM131 232V233H132ZM236 232V231H235ZM257 232V231H256ZM241 233V232H240ZM1 234V233H0ZM18 234V233H17ZM3 235V234H2ZM26 235V234H25ZM28 235V234H27ZM116 235V234H115ZM128 235V234H127ZM232 235V234H231ZM255 235V234H254ZM19 236V235H18ZM80 236V238H81ZM118 236V235H117ZM125 236V235H123ZM257 238V237H256ZM24 239V238H23ZM49 239V238H48ZM258 239V238H257ZM27 241V240H26ZM36 241V240H35ZM207 241V240H206ZM10 242V241H9ZM25 242V241H24ZM30 242V241H29ZM147 242V243H146ZM158 242V241H157ZM27 243V242H26ZM78 243V242H77ZM147 244L150 246V250L147 252V254L144 255V253L142 252L143 250V247L144 244ZM221 243V242H220ZM219 243V244H220ZM21 244V243H20ZM31 244V243H30ZM145 244V245H146ZM154 244V245H153ZM146 245V246H147ZM159 245V244H158ZM12 246H13V249H12ZM70 246V245H69ZM19 247V246H17ZM37 250H36V248ZM142 247V250H140ZM152 247V249H151ZM17 249V248H16ZM37 251V253H36ZM145 252V251H144ZM209 252V251H208ZM39 253V254H38ZM157 257V258H156ZM161 257V256H160ZM167 257V256H166ZM172 257V256H171ZM162 258V257H161ZM184 258V257H183ZM73 259V261L71 260ZM119 260V261H118ZM166 260V259H165ZM168 260V259H167ZM249 260V259H248ZM3 263V261H1ZM71 262V263H70ZM121 262V263H122ZM124 263V264H125ZM162 263V262H161ZM167 263V262H166ZM173 263V262H172ZM163 264V263H162Z\"/></svg>","mask_w":264,"mask_h":264}]
</instances>
